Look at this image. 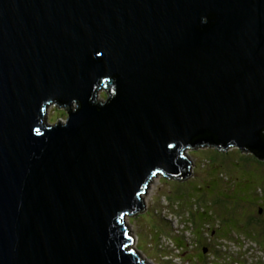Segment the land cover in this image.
Masks as SVG:
<instances>
[{
    "label": "water",
    "instance_id": "water-1",
    "mask_svg": "<svg viewBox=\"0 0 264 264\" xmlns=\"http://www.w3.org/2000/svg\"><path fill=\"white\" fill-rule=\"evenodd\" d=\"M262 133L264 0H0V264H152L151 179Z\"/></svg>",
    "mask_w": 264,
    "mask_h": 264
},
{
    "label": "rangeland",
    "instance_id": "rangeland-1",
    "mask_svg": "<svg viewBox=\"0 0 264 264\" xmlns=\"http://www.w3.org/2000/svg\"><path fill=\"white\" fill-rule=\"evenodd\" d=\"M97 94L100 100L108 95L105 88ZM66 115V108L53 103L46 117L54 123L65 120ZM186 152L191 162L190 176L179 180L155 175L142 196L145 210L126 215L132 246L153 264H264V243L260 244L264 236L259 239L260 243L255 242L246 236L249 233L246 227L223 213L221 216L228 217V221L221 232L225 233L233 225L242 227L243 233L235 231L238 234L231 232L228 238H214L216 231L210 223L202 226V222H197L194 226L185 213L187 209L192 216L196 213L206 219L212 210L223 207L220 211H224L249 201L242 207H247L250 216L259 217L261 214L256 210L264 205L260 200H264V160L238 145L224 150L206 145ZM196 206L198 211L193 210ZM180 207L185 210L181 216L177 215ZM240 209L238 214L243 215ZM201 226L203 230L198 233ZM202 234L205 240L199 238Z\"/></svg>",
    "mask_w": 264,
    "mask_h": 264
},
{
    "label": "trees",
    "instance_id": "trees-1",
    "mask_svg": "<svg viewBox=\"0 0 264 264\" xmlns=\"http://www.w3.org/2000/svg\"><path fill=\"white\" fill-rule=\"evenodd\" d=\"M58 106H60V104H58ZM205 134L206 135H208V134L210 135L211 133L209 131H205L204 132V135ZM262 137L264 139V133H262ZM211 139H214L215 140L216 138H213V136H211ZM261 155H262L261 157L260 156H257V155H253V156L257 157L260 160H264V151L261 153ZM255 200H258V199H255ZM255 200L254 201H250V202H255ZM260 200L262 202L264 201L262 199H260ZM247 203H249V201L248 202L245 201V203H243V204L238 203V206H235L233 208H229L230 210L227 208V210H224L225 212L224 211H220V210H223V207L220 210L219 209L212 210V212H210V213L207 214L208 217L206 219L200 218L199 216L196 215V213H195V216H192V212L187 211V209L185 211L181 207H180V211L181 212H178L177 215L181 216V215L184 214V212H182V211H185V213L187 214V216L189 218L190 223L191 224H194V226H195V224L197 222L198 223L199 222H202V226H203V224L205 222H208V223H205V225H208L210 223L211 229H215V231H216V236H214V238L216 237L218 239L219 238H228L230 236L231 232H234L236 234H238V233L242 234L243 231L241 233L240 232V229L242 227L243 228L246 227L249 230V233H251V234L245 233L246 236L247 237H250V238H253L255 240V242L260 243L259 242V239H261V237L264 236V205L259 206V208L256 210V212H259L261 215L259 217L255 218V216H253V215L250 216L249 215V213L247 212V207H242L243 205H245ZM178 206H180L179 203H178ZM178 206H176L177 209H178ZM240 207H241V209H243V211H242L243 215H239L238 214L240 212L238 210V208H240ZM193 210L198 211L199 210L198 206L193 207ZM223 213H228L229 214L228 217L230 219H233L234 221H236L238 223L240 222L242 224V227L241 228H237V227H235V226L232 225V228L231 227L226 228V232L223 233L224 230H225L224 227L227 226L226 222L228 221V217L221 216ZM202 226L201 227H198V233H200L203 230V227ZM255 226H257V227H255ZM237 229H239V230H237ZM221 231H223V232H221ZM235 231H237L238 233L235 232ZM198 236H199V238L201 240L204 239V234L198 235ZM262 238H264V237H262ZM262 243H264V242H261L260 244H262Z\"/></svg>",
    "mask_w": 264,
    "mask_h": 264
},
{
    "label": "clouds",
    "instance_id": "clouds-1",
    "mask_svg": "<svg viewBox=\"0 0 264 264\" xmlns=\"http://www.w3.org/2000/svg\"><path fill=\"white\" fill-rule=\"evenodd\" d=\"M53 104V103H52ZM54 104H56V103H54ZM51 105V104H50ZM49 105V106H50ZM58 105V104H57ZM62 107V106H61ZM47 113H48V110L46 111V115H47ZM133 249H135V248H133ZM135 250H137L138 251V249H135Z\"/></svg>",
    "mask_w": 264,
    "mask_h": 264
},
{
    "label": "bare ground",
    "instance_id": "bare-ground-1",
    "mask_svg": "<svg viewBox=\"0 0 264 264\" xmlns=\"http://www.w3.org/2000/svg\"><path fill=\"white\" fill-rule=\"evenodd\" d=\"M150 183V182H149ZM149 186V185H148ZM148 188V187H147ZM147 188H146V190H147ZM175 243V242H174ZM258 259V258H257ZM262 260V259H261Z\"/></svg>",
    "mask_w": 264,
    "mask_h": 264
}]
</instances>
